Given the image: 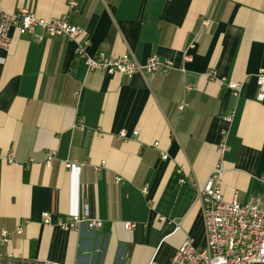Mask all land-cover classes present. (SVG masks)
Masks as SVG:
<instances>
[{"label": "crops", "instance_id": "0c3cea01", "mask_svg": "<svg viewBox=\"0 0 264 264\" xmlns=\"http://www.w3.org/2000/svg\"><path fill=\"white\" fill-rule=\"evenodd\" d=\"M0 5L46 20L66 16L85 29L88 55L174 61L167 76L128 79L91 71L83 58L73 64L79 39L39 40L40 30L12 29V46L0 49V236L19 226L24 232L0 244V264H173L188 239L206 246L195 186L219 164L226 201L264 193V99L257 83L264 71V0ZM231 82L240 85L238 95ZM50 151L56 156L47 166ZM67 161L85 166L69 170ZM77 215L103 225L60 226ZM127 222L135 227L127 230Z\"/></svg>", "mask_w": 264, "mask_h": 264}, {"label": "built area", "instance_id": "2783aa9c", "mask_svg": "<svg viewBox=\"0 0 264 264\" xmlns=\"http://www.w3.org/2000/svg\"><path fill=\"white\" fill-rule=\"evenodd\" d=\"M76 6L71 3V8ZM204 25L207 21H204ZM12 29L22 35H35L41 31L39 40L45 37L66 36L70 39H79L76 56L83 58L91 71L102 70L110 75L121 74L130 79L136 74L167 76L174 69L172 58H161L154 54L145 63L138 62L131 54L115 56L104 51L88 55L85 51L87 35L85 29L78 27L68 20L66 16L57 19H41L33 11L21 9L16 13L6 12L0 5V49L8 51L12 46ZM185 59H188L187 57ZM258 100L264 99V71L257 75ZM229 88L236 95L241 87L238 83L231 82ZM185 104L179 106L183 110ZM78 129H83V124H77ZM137 133H135L136 135ZM125 133H121L124 137ZM227 149L225 144L219 147L223 155ZM56 153H47L46 165L51 166ZM167 159V155H163ZM12 161V159H11ZM104 162H102V165ZM85 163L67 161V169L83 167ZM98 169V167H97ZM224 168L219 164L206 183L196 187L197 199L202 204L207 243L205 247L197 246L192 239H188L175 253L173 264H264V193L252 195L246 202H240L235 197L226 201L222 192V176ZM121 178L116 182L120 183ZM264 184V178H259ZM185 182V181H183ZM50 213L43 214V222H50ZM60 226L65 230H77L84 225L89 229H100L103 221L90 219L86 216H73L65 221H60ZM134 224L127 222L125 228L131 230ZM22 226L16 228L14 233L2 231L0 244L10 242L13 235H22ZM2 254H0V257ZM46 264H60L47 262ZM122 264H130L125 260Z\"/></svg>", "mask_w": 264, "mask_h": 264}, {"label": "trees", "instance_id": "16d2710c", "mask_svg": "<svg viewBox=\"0 0 264 264\" xmlns=\"http://www.w3.org/2000/svg\"><path fill=\"white\" fill-rule=\"evenodd\" d=\"M78 59V57L76 56V59H75V61H74V63L73 64H75L76 63V60Z\"/></svg>", "mask_w": 264, "mask_h": 264}]
</instances>
